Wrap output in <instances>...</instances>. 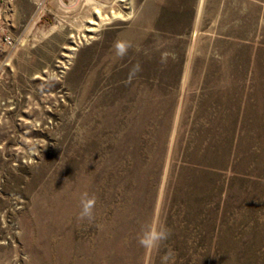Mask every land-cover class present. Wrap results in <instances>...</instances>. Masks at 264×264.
<instances>
[{
  "label": "rangeland",
  "instance_id": "374dc122",
  "mask_svg": "<svg viewBox=\"0 0 264 264\" xmlns=\"http://www.w3.org/2000/svg\"><path fill=\"white\" fill-rule=\"evenodd\" d=\"M0 16V264H264V0ZM148 223L172 230L158 251Z\"/></svg>",
  "mask_w": 264,
  "mask_h": 264
},
{
  "label": "clouds",
  "instance_id": "9594fccd",
  "mask_svg": "<svg viewBox=\"0 0 264 264\" xmlns=\"http://www.w3.org/2000/svg\"><path fill=\"white\" fill-rule=\"evenodd\" d=\"M128 47H130V45L124 42H117L116 44V49L120 56L126 54ZM94 206V198L82 199L81 211L78 215V219H87L89 222H92L95 219ZM97 227L102 228L101 225H98ZM171 235L172 230L166 224L148 223L142 227L138 236V243L148 252L153 250L158 251L160 247L170 239ZM161 264H176V253L169 249L168 252L161 257Z\"/></svg>",
  "mask_w": 264,
  "mask_h": 264
},
{
  "label": "bare ground",
  "instance_id": "6f19581e",
  "mask_svg": "<svg viewBox=\"0 0 264 264\" xmlns=\"http://www.w3.org/2000/svg\"><path fill=\"white\" fill-rule=\"evenodd\" d=\"M95 10H96V14L98 15V19L100 20V22L95 21V20H91L90 25L94 26V27H90L91 29L88 30V32H90V33L96 32V28L100 27L101 24L106 21L105 17H103V15L101 13V10L97 9V8H95Z\"/></svg>",
  "mask_w": 264,
  "mask_h": 264
},
{
  "label": "built area",
  "instance_id": "2783aa9c",
  "mask_svg": "<svg viewBox=\"0 0 264 264\" xmlns=\"http://www.w3.org/2000/svg\"><path fill=\"white\" fill-rule=\"evenodd\" d=\"M3 2V0H0V4ZM0 18H1V16H0Z\"/></svg>",
  "mask_w": 264,
  "mask_h": 264
}]
</instances>
